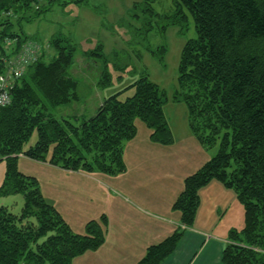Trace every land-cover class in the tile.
Masks as SVG:
<instances>
[{
    "label": "trees",
    "instance_id": "trees-1",
    "mask_svg": "<svg viewBox=\"0 0 264 264\" xmlns=\"http://www.w3.org/2000/svg\"><path fill=\"white\" fill-rule=\"evenodd\" d=\"M80 1L0 0V73L7 41L16 40V49L26 40L40 48L37 60L12 90L10 104L0 108V157L6 165L0 196L21 194L24 199L18 215L0 207V264H72L102 246L107 227V218L101 215L86 224L83 234L74 233L46 202L36 179L18 170L19 157L45 161L51 152L52 164L59 161L69 165L64 166L67 169L82 166L87 171H92L88 161L92 159L99 172L113 175L111 164L119 172L125 170L123 143L137 136L136 120L150 130L151 142L167 146L174 141L164 114L167 94L148 76L129 86L134 94L126 100L119 99L120 93L104 99L90 118H75L72 123L62 111L55 112L78 101V83L67 73L76 48L55 37L46 51L22 30L13 32V18L28 22L34 18L31 10L39 15L55 3ZM174 4V18L167 27L179 26L186 9L196 37L182 47L172 100L185 104L189 128L200 144L209 148L220 140V146L214 157L184 179L171 207L179 214V227L149 246L137 264H161L174 252L184 230L193 225L199 190L213 180L234 190L244 211L243 227L229 232L221 264H264V0ZM145 11L158 16L149 5ZM49 48L55 55L47 54ZM166 52L161 46L152 55L163 64ZM83 56L101 60L98 86L106 87L103 46ZM34 131L37 141L25 150Z\"/></svg>",
    "mask_w": 264,
    "mask_h": 264
},
{
    "label": "rangeland",
    "instance_id": "rangeland-1",
    "mask_svg": "<svg viewBox=\"0 0 264 264\" xmlns=\"http://www.w3.org/2000/svg\"><path fill=\"white\" fill-rule=\"evenodd\" d=\"M174 2L175 0H82L62 2L61 5L55 3L39 15H35L31 10L29 14L34 18L28 22L21 20L17 23V18H13L15 27L12 31L21 33L22 30L30 39L46 48V51L50 40L55 37L65 39L76 48L73 64L67 73L78 83V101L70 106L55 109V112L62 111L72 123L75 118L93 116L101 102L114 94L120 93L119 99L122 101L131 97L134 89L129 86L142 76H148L149 80L167 94L164 114L173 135V143L163 146L151 142L150 130L141 121L136 120L135 140L123 143L125 160L123 172L116 170V164H111L116 171L113 175L99 172L92 159L88 160L92 171H87V168L82 166L77 170L67 169L64 166L69 165L63 162L51 163L50 151L45 161L18 159V170L25 176L36 179L46 202L59 212L74 233L83 234L86 224L94 214L89 212L90 209L106 203L105 194L91 183L90 178H83V173H101L104 175L103 178L110 182H114L113 179H117L115 181L118 182L122 177L128 179L129 175L121 176L124 172L158 173L156 169L161 170L160 167L163 166L171 173L192 174L218 152L220 140L209 148L200 144L189 128L185 104L172 100L177 87V69L182 47L188 40L196 37L192 16L186 9L183 10L185 18L182 17L179 26L167 27V22L174 18ZM135 3L142 4L135 9L133 8ZM148 5L158 16L145 11ZM98 45L103 46V53L108 61L106 69L109 84L103 88L98 86L101 60L89 61L83 56L85 52L95 51ZM161 46L167 48L163 64L152 55V52ZM55 53V50L49 48L47 54ZM45 60L50 58L46 57ZM36 141L37 134L34 131L24 146L25 150L34 146ZM151 155L153 158H149ZM1 170L4 172L0 173V185L6 170L4 161L0 164ZM128 181L126 180V183ZM229 191L228 194L214 191L210 201L200 208L199 220L193 226H198L202 216L201 221L211 223L214 220L211 215L213 216L215 212L218 219L216 225L215 223L210 226L201 225V228L223 239L228 238L231 230L240 231L244 223L243 207L234 190ZM150 192L159 201L165 202L164 196L168 197L166 191H160L155 187L146 186L142 189V194ZM129 196L134 200L135 194ZM23 203L21 194L0 196V207L6 206L17 215L20 214ZM214 203L219 204L220 209L218 206L216 209ZM127 215V218L124 217L120 221L121 225L115 226L117 230L126 226L129 228L138 226L143 231L153 234L150 236V239L153 238L152 242L159 243L154 240L155 232L159 231L162 234L171 227L169 221L160 217L158 213L156 215L159 220H153L152 223L147 220L140 222L139 216L131 213ZM129 237L132 244L130 246L128 242L126 243L127 252L135 251L139 248V244L134 243L137 237L134 235ZM147 240L148 238L144 242Z\"/></svg>",
    "mask_w": 264,
    "mask_h": 264
},
{
    "label": "crops",
    "instance_id": "crops-1",
    "mask_svg": "<svg viewBox=\"0 0 264 264\" xmlns=\"http://www.w3.org/2000/svg\"><path fill=\"white\" fill-rule=\"evenodd\" d=\"M149 158H153V156L151 155ZM0 164H3L1 157ZM160 169H156L158 173L124 172L121 173V176L129 175V178L124 179L122 177L118 182L115 181L117 179H113L114 182L107 181L101 173H83V178H90L91 183L106 196L105 205L90 209L89 212H94L91 220H96L101 215H105L107 218V227L105 228L104 243L102 246L97 250L88 251L80 257L73 259L72 264H137L145 256L146 249L157 242H152L153 238L150 239V236L153 235L152 233H147L141 228H138V226L132 228L126 226L123 229L117 230L115 226L121 225L120 221L124 217L127 218V214L129 213L134 216H139L138 219L140 222L147 220L152 223L153 220H159L156 215L157 213L161 215L160 217L169 221L171 227L163 231L162 234L159 231L154 233L155 241H163L178 228L180 225L179 214L173 211L171 207L177 196L183 190L184 179L190 174L171 173L165 166L160 167ZM3 172V170L0 171V173ZM126 180L129 181L126 183ZM146 186L155 187L160 191H166L168 197L164 196L165 202L159 201L157 197L152 195V192L142 194V189ZM214 191L223 194L230 192L229 189L214 180L201 188L198 192L199 207L196 211L193 225L199 220L200 208L210 201L209 199ZM129 194H135L134 200ZM214 205L215 208L218 206L220 209L221 207L219 204L214 203ZM211 217H214L211 223L206 224L201 221L202 216L200 217L198 226L192 225L190 228L185 229L174 252L161 264H221V253L227 244V239L211 234V232L201 228V225L210 226L213 223L216 225V221L218 220L217 214L214 212V215H211ZM157 227H160V225H157ZM77 231L80 232L81 230ZM129 235L137 237L134 243L139 244V248L135 251L130 250L127 252L128 246L126 243L128 242L130 246L132 244V241H129ZM146 238L148 240L144 242Z\"/></svg>",
    "mask_w": 264,
    "mask_h": 264
},
{
    "label": "built area",
    "instance_id": "built-area-1",
    "mask_svg": "<svg viewBox=\"0 0 264 264\" xmlns=\"http://www.w3.org/2000/svg\"><path fill=\"white\" fill-rule=\"evenodd\" d=\"M6 57L3 58V70L0 73V108L11 102V92L26 74L29 66L34 63L40 48L37 43L21 42L16 49V40H9L4 44Z\"/></svg>",
    "mask_w": 264,
    "mask_h": 264
}]
</instances>
